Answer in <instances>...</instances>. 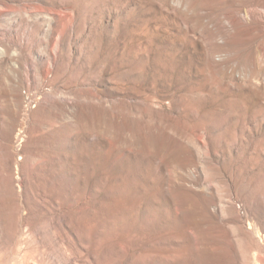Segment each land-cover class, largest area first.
Here are the masks:
<instances>
[{"label":"rangeland","instance_id":"rangeland-1","mask_svg":"<svg viewBox=\"0 0 264 264\" xmlns=\"http://www.w3.org/2000/svg\"><path fill=\"white\" fill-rule=\"evenodd\" d=\"M0 264H264V0H0Z\"/></svg>","mask_w":264,"mask_h":264}]
</instances>
